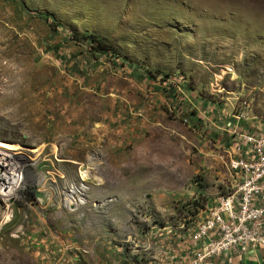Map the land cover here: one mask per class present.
Returning <instances> with one entry per match:
<instances>
[{
    "label": "rangeland",
    "instance_id": "obj_1",
    "mask_svg": "<svg viewBox=\"0 0 264 264\" xmlns=\"http://www.w3.org/2000/svg\"><path fill=\"white\" fill-rule=\"evenodd\" d=\"M89 35L114 52H92ZM159 74L183 76L201 107L264 121V0H0V142L35 158L0 228V264L89 263L96 250L104 264L129 251L156 263L171 234L231 190L220 118L183 122ZM50 166L58 189L90 177L77 206L55 192L48 211L49 200L29 206ZM51 234L62 253L33 248Z\"/></svg>",
    "mask_w": 264,
    "mask_h": 264
},
{
    "label": "built area",
    "instance_id": "obj_2",
    "mask_svg": "<svg viewBox=\"0 0 264 264\" xmlns=\"http://www.w3.org/2000/svg\"><path fill=\"white\" fill-rule=\"evenodd\" d=\"M153 79V85L172 97L175 105L171 113L180 115L183 122L188 123L183 117L206 112L220 118L217 130L227 136V167L235 182L231 190L204 204L201 215L193 216L187 224L186 228L193 229L187 228L186 235H170L167 256L156 264H228L231 257L264 249V121L251 119L238 110L228 112L214 102L199 106L196 94L183 91L187 88L183 76L159 74ZM201 108L207 111L200 112ZM21 155L27 161L22 162ZM34 159L19 149L0 146V228L13 219L14 208L25 191L24 168L33 167ZM78 177L77 184L63 183L58 189L56 179L62 177L50 166L36 177L29 206H43L53 192L61 195L68 209L77 206L83 183L90 181V177Z\"/></svg>",
    "mask_w": 264,
    "mask_h": 264
},
{
    "label": "crops",
    "instance_id": "obj_3",
    "mask_svg": "<svg viewBox=\"0 0 264 264\" xmlns=\"http://www.w3.org/2000/svg\"><path fill=\"white\" fill-rule=\"evenodd\" d=\"M207 104V103H205ZM51 200H49L47 202V204H45L43 206V210H46L48 211L51 207V205L54 204V202L52 201L51 203ZM112 213H111V217H113L115 220L118 219V216H119V208H117V206L113 207L111 209ZM119 222V221H118ZM116 228H120L122 229V223H117L114 225ZM50 238L47 240V237H44V240H41L40 242H37L36 246H33V248H42L41 250H45V251H49V252H53L55 253V250L56 252H61V249L63 248V245L65 244L64 242V239L61 238V235H53L51 234V236H49ZM110 239L114 240L115 238H113L114 236H109ZM97 242V240H96ZM96 242L94 243V247H98L99 244H96ZM33 242H31L32 244ZM38 243H41V246H39ZM115 248L114 246H110V247H107V250H109V254H115ZM191 248H188V253L191 252L190 250ZM39 251V250H38ZM130 252H132V255L130 254ZM139 250L136 251V253H138ZM99 250L97 251H93L92 252V259H91V262H87L86 258H83L82 260H80L81 258L78 257V260L75 262L73 261L74 264H104L105 261H102L99 256ZM129 253V254H127ZM80 255V254H79ZM113 258V257H112ZM126 259V260H124ZM118 260V257L114 260L113 259V263L116 262ZM121 260L122 261H128V262H125L126 264H145V261L143 259H140L139 258V255L138 254H134V251H129V252H126V256L124 257H121ZM156 261V260H155ZM107 262V261H106ZM109 263V262H108ZM152 264H156L154 261L151 262ZM228 264H264V249H256V250H248L246 252H243L242 254L238 255V256H234V257H231L230 259V262Z\"/></svg>",
    "mask_w": 264,
    "mask_h": 264
},
{
    "label": "trees",
    "instance_id": "obj_4",
    "mask_svg": "<svg viewBox=\"0 0 264 264\" xmlns=\"http://www.w3.org/2000/svg\"><path fill=\"white\" fill-rule=\"evenodd\" d=\"M85 40H87V45H88L89 49L94 53H97L100 55H107L109 53L114 52L113 47L108 43L106 38L97 37L95 35H89L85 38ZM30 194L33 195V189L30 190ZM32 199H33V197H32ZM32 199H31V201H32ZM28 201H30V200H28Z\"/></svg>",
    "mask_w": 264,
    "mask_h": 264
},
{
    "label": "bare ground",
    "instance_id": "obj_5",
    "mask_svg": "<svg viewBox=\"0 0 264 264\" xmlns=\"http://www.w3.org/2000/svg\"><path fill=\"white\" fill-rule=\"evenodd\" d=\"M3 143H4V142H0V146H1V147L6 148V149H8V150H15L14 148H11L9 145L6 146V145H4ZM79 174L81 175L82 178H87V177H89V176H87L85 170H80V171H79ZM84 176H85V177H84Z\"/></svg>",
    "mask_w": 264,
    "mask_h": 264
}]
</instances>
